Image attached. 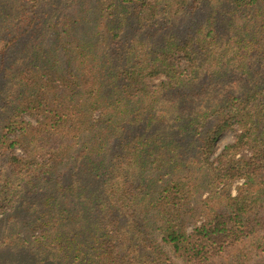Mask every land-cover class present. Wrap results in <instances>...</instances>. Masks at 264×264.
Returning <instances> with one entry per match:
<instances>
[{"label":"trees","instance_id":"obj_1","mask_svg":"<svg viewBox=\"0 0 264 264\" xmlns=\"http://www.w3.org/2000/svg\"><path fill=\"white\" fill-rule=\"evenodd\" d=\"M0 264H264V0H0Z\"/></svg>","mask_w":264,"mask_h":264},{"label":"rangeland","instance_id":"obj_2","mask_svg":"<svg viewBox=\"0 0 264 264\" xmlns=\"http://www.w3.org/2000/svg\"><path fill=\"white\" fill-rule=\"evenodd\" d=\"M179 23H177V26H175V30L180 29V25H182V21L183 20H178ZM153 82H156V80H154ZM232 132H227L225 134H223L220 139L218 140L217 144H216V151L215 154H217L226 144L230 143L232 141ZM236 184H239L238 182ZM231 192L234 194V189L231 188ZM234 251H231V253Z\"/></svg>","mask_w":264,"mask_h":264}]
</instances>
